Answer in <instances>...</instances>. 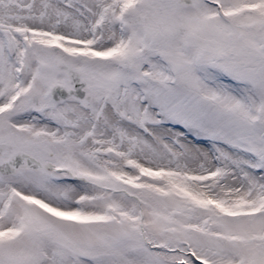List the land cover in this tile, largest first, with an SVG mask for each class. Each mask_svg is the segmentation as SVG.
Wrapping results in <instances>:
<instances>
[{
	"label": "snow or ice",
	"instance_id": "1",
	"mask_svg": "<svg viewBox=\"0 0 264 264\" xmlns=\"http://www.w3.org/2000/svg\"><path fill=\"white\" fill-rule=\"evenodd\" d=\"M0 264H264V0H0Z\"/></svg>",
	"mask_w": 264,
	"mask_h": 264
}]
</instances>
